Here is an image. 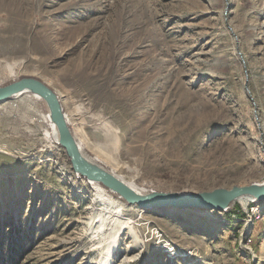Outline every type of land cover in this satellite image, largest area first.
I'll use <instances>...</instances> for the list:
<instances>
[{"label":"rangeland","instance_id":"374dc122","mask_svg":"<svg viewBox=\"0 0 264 264\" xmlns=\"http://www.w3.org/2000/svg\"><path fill=\"white\" fill-rule=\"evenodd\" d=\"M22 77L143 193L264 182V0H0V86ZM40 112L0 104V264H101ZM131 211L114 264H264V201Z\"/></svg>","mask_w":264,"mask_h":264},{"label":"water","instance_id":"95a60500","mask_svg":"<svg viewBox=\"0 0 264 264\" xmlns=\"http://www.w3.org/2000/svg\"><path fill=\"white\" fill-rule=\"evenodd\" d=\"M246 91L252 98L248 86H246ZM26 93L36 95L44 101L50 119L57 128L59 145L65 150L74 173L115 192L129 206L141 210L227 212L235 201L243 197H251L257 202L264 201V182H255L247 186H234L231 189L218 188L211 192L201 193L158 191L138 193L113 174L88 161L82 155L64 112L60 96L46 82L34 77H22L5 86H0V104ZM252 100L254 101L253 98Z\"/></svg>","mask_w":264,"mask_h":264},{"label":"bare ground","instance_id":"6f19581e","mask_svg":"<svg viewBox=\"0 0 264 264\" xmlns=\"http://www.w3.org/2000/svg\"><path fill=\"white\" fill-rule=\"evenodd\" d=\"M24 95L21 96L25 97L29 102L33 100L37 102H44L36 95L30 93H26ZM37 119L41 122L46 131L44 134L48 143L47 150L53 151V148H58V146H60L58 131L50 119L49 112H40V114H37ZM75 131L77 132V130ZM79 140L80 142L78 140L77 142L80 152L88 161L96 164L104 170H107L109 173L113 174L122 182L133 188L136 192L143 194V192L137 189L133 182L127 181L124 176L117 172L115 167L109 165L102 157V154L92 151L88 147V144L81 139V137ZM86 149L91 151L92 154L87 152ZM60 168L64 172L63 174H66L68 180L72 181L75 185L74 188L82 203L86 204L84 208L85 212L82 213L81 217H79V222L86 225L84 239L91 243L95 242L91 251L100 254L101 264H114V254L118 250L121 235L129 232L132 233L131 235L135 240L137 239L134 234V222L132 221V217L129 215L130 212H133L131 211V208L134 206L127 205L119 195L99 183L87 180L86 178L78 175L74 178L72 172L69 171V168L66 165H61ZM242 199L254 200L251 197H243L237 201ZM140 212L143 213L144 211L141 210ZM76 214L77 212L75 209V211L72 210L70 216L74 217ZM183 257H188V255ZM123 263L124 262H122V264Z\"/></svg>","mask_w":264,"mask_h":264}]
</instances>
